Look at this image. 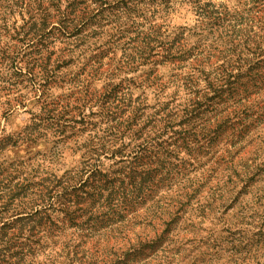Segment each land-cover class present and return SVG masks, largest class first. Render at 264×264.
I'll return each instance as SVG.
<instances>
[{
	"label": "trees",
	"instance_id": "1",
	"mask_svg": "<svg viewBox=\"0 0 264 264\" xmlns=\"http://www.w3.org/2000/svg\"><path fill=\"white\" fill-rule=\"evenodd\" d=\"M185 1L197 16L191 44L182 31L170 36L162 24L145 26L169 0H0L4 85L27 75L43 91L55 80L49 47L81 46L104 12L112 15L111 43L128 39L120 69L153 57L173 64L166 83L152 71L145 79L156 97L151 115L139 97L127 115L108 104L121 82L96 98L109 123L91 137L80 169L58 176L45 166L3 184L0 264H206L224 252L235 258L230 264H250L252 255L253 264H264V254L256 258L264 253V186L245 199L264 174V106L251 99L263 80L264 0H237L236 13L209 0ZM15 12L21 23L8 24ZM166 84L183 91L184 102H175L176 91L159 100ZM56 104L44 103L39 124L59 129L70 120ZM201 155L214 165L196 175ZM103 158L123 162L122 169ZM207 220L225 226L206 229Z\"/></svg>",
	"mask_w": 264,
	"mask_h": 264
},
{
	"label": "rangeland",
	"instance_id": "2",
	"mask_svg": "<svg viewBox=\"0 0 264 264\" xmlns=\"http://www.w3.org/2000/svg\"><path fill=\"white\" fill-rule=\"evenodd\" d=\"M209 1L220 5L221 8H226L230 13H236V9L241 8L237 0ZM167 6L166 9L160 6L161 9L158 12L152 15L148 14L145 26L149 23L162 24L170 36L182 31L186 36L187 44L195 42L197 36L193 35V31L197 29L198 24H196L197 16L191 6L185 0H169ZM111 19L112 15L104 12L87 27L86 32L89 34L85 37L83 44L70 47L68 49L70 51L67 50L68 45L64 51L61 50L63 45L58 42L49 47V50L54 49L55 52L51 56V60H54L55 63V80L43 88V91L33 86L30 81L32 76L24 75L17 79L12 77L10 84L6 83L5 85L0 78V195L4 193L3 184L8 183L11 186L21 181L22 178H31L36 174L35 172H39L45 166L52 169L58 176L67 171L75 172L76 169L81 168V162L86 159V149L92 142L91 137L101 134V130L109 123L104 112L102 113L104 109L96 99L105 88L110 90L121 82L115 96L108 100L109 105L119 108V115H127L137 97L149 106L144 110V116L157 112L154 87L147 86L145 79L152 71L154 77H158L163 83H166L173 72V64L169 61H155L156 57H153L148 62L130 70L120 69L119 61L123 59L124 44L128 39L127 36L121 37L118 41L111 43L108 33L111 32ZM8 20V24L15 20L18 24L21 23L18 12L10 16ZM2 38L7 40L6 37L2 36ZM260 66L263 68V80L254 89L251 99L259 106H264V63ZM186 71L187 69L176 70L177 73ZM175 91L178 95L175 102H184V92L176 90L170 84H166V88L163 90L164 96L161 95L159 100H163L165 96H173ZM50 101L58 103L56 104L57 108L62 106L59 108L61 111L65 109L66 112L63 116L70 120L62 123L64 127L56 129V127H46L44 122L39 124L42 106ZM68 104L70 107L66 109L65 105ZM75 105L79 109H73L72 107ZM52 106L55 108L53 104ZM81 116L84 118L82 119ZM156 117L159 118V116ZM37 124H39L38 127ZM26 127H29L32 132L29 137L24 134ZM260 132L264 134V126ZM52 151L55 152V157L52 154L51 159L48 160ZM53 158L56 161H51L54 160ZM198 160L199 162L195 164L197 171L194 173L196 175L206 174L214 165V158L208 156L201 155ZM114 161L102 159L104 166L110 167L112 170H121L123 162L116 159ZM256 180L253 186L245 191L250 192L245 196V199H249L251 194L264 186V174ZM162 191V188L159 189V192ZM248 203L251 204L250 201ZM225 218L230 220V217L226 216ZM202 225L206 229L215 230L225 226L216 220L212 222L207 220ZM64 231L68 237L73 230ZM201 235H204V232ZM62 239L60 236L58 241L60 242ZM52 247L50 246V248ZM223 247L227 248V246ZM262 252L260 251L256 258H260L261 254H264ZM38 259L42 260V255H39ZM231 259L235 258L228 257V253L224 252L220 258L206 264H230ZM247 262L245 259L241 264ZM250 262L253 264V255Z\"/></svg>",
	"mask_w": 264,
	"mask_h": 264
}]
</instances>
